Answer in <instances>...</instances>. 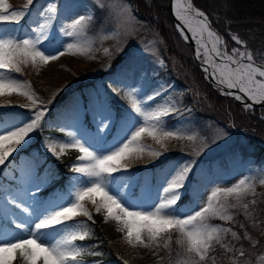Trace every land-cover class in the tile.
Masks as SVG:
<instances>
[{
  "label": "snow or ice",
  "instance_id": "1",
  "mask_svg": "<svg viewBox=\"0 0 264 264\" xmlns=\"http://www.w3.org/2000/svg\"><path fill=\"white\" fill-rule=\"evenodd\" d=\"M33 2L27 0L24 10L16 11L7 0H0V27L4 24L19 25ZM89 3L91 9L82 5L81 0H63L62 4L50 0L45 9L37 13L34 26L30 27L32 35L21 37L14 31L0 33V96L15 93L26 97L30 105L25 107L32 110L25 122H20L14 114L0 112V173L13 163L9 157L17 148L26 145L34 132L43 130L42 122L49 114L47 105L32 90L30 82L15 78L12 73H22L23 67L28 65H47L66 53L87 55L94 43L88 33L96 28L101 29L102 40H116L118 44L122 38L132 35L129 28L131 12L123 0H112L111 3L108 0H89ZM61 7L69 13L70 22L61 25L57 31L55 24ZM97 11L103 13L100 20L95 14ZM175 18L183 26L181 35L183 28L191 33L197 46V58L203 57L202 63L212 69L216 83L228 90L226 95H233L232 90H236L252 101V105L246 107L264 104V65H257L251 50L233 48L229 55L223 47L222 37L211 29L207 15L195 9L190 0L187 3L177 0ZM105 24L112 26L109 31L103 30ZM61 36L70 38L71 42L62 40ZM232 40L241 47L245 45L236 35ZM46 42L47 49L43 47ZM103 52L110 55L108 47H104ZM159 63L163 65V61ZM148 86L146 74L138 75L135 71L131 75L124 72L109 84L112 93L123 91L122 99L129 102L127 114L121 117L119 130L111 138L115 117L105 99L107 93L97 92L89 96L87 110L91 111L95 125L91 133L84 128L86 110L82 101H78L58 122L57 127L68 139L46 138V152L56 159L66 149H75L79 153L78 162L69 166L74 175L67 190L47 201L39 199L38 194L47 180L39 183L32 180L35 173L32 163L21 170L14 187L0 185V217L6 221L11 217V226L16 230L0 231V264H14L17 259L22 264H83L86 247L78 241H85L89 233L85 230L86 225L76 221L75 217L86 216L92 220L84 206L86 199L91 201L98 214L102 209L106 212V221L122 225L118 231L125 233L129 245L156 250L161 247L163 239L162 246L171 255L174 242L170 234L175 232L178 234L175 243L184 249L183 264H214L219 254L217 246L225 256L238 255L239 260L234 259L232 264H244L249 253L242 245L232 243L241 237L236 231L211 221H233L230 210L235 208H243L245 216L250 217V208L256 205L255 200L247 202L250 194L255 195V184L250 177L241 178L231 186L215 187L206 199L198 198L200 202L196 210L183 212L177 205L188 191V178L196 163L195 160H187L164 174L155 188L154 199L149 178H145L148 196L145 199L132 198L131 189L138 178L127 162L143 157L146 146L141 140L144 137H150L165 152L166 141H197V134L193 132L166 126V119L180 109L167 102L154 104L153 101L166 89L158 88L146 94ZM234 98L241 100L242 97L235 95ZM184 111L190 112L191 109L185 108ZM208 146V142L201 138L194 148L195 154L200 155ZM147 151L153 159L164 154L154 149ZM259 183L264 185V178L259 179ZM97 196L100 197L99 202ZM229 234L231 240L228 239ZM244 236L252 242L254 251L256 242L247 231ZM260 264H264V255L260 256Z\"/></svg>",
  "mask_w": 264,
  "mask_h": 264
},
{
  "label": "rangeland",
  "instance_id": "2",
  "mask_svg": "<svg viewBox=\"0 0 264 264\" xmlns=\"http://www.w3.org/2000/svg\"><path fill=\"white\" fill-rule=\"evenodd\" d=\"M239 1L246 2L249 4L248 6L251 5L253 8L257 6L254 0ZM7 2L11 4L12 10L22 11L27 0H7ZM49 2L50 0H34L33 5L30 6L28 15L20 21L19 25L4 24L3 27H0V33L14 31L16 35L21 37L32 35L30 27L34 26V22L37 20V13L45 9ZM56 2L62 4L63 0H56ZM108 2L111 3L112 0H108ZM123 3L131 12L129 28L132 31V35L122 38L119 44L116 40H102L101 29L96 28L94 31L88 33L89 38L94 41L92 51L87 55L77 54L75 56L66 53L59 58L62 61L54 64L53 71L55 72L49 79L47 77V70L40 72L37 76H33L37 70H35L36 66L32 65L23 67L22 73H12L13 77L30 82L32 90L47 105L52 117L50 118L47 115L45 121L42 122L43 130L34 132L31 140L26 145L19 146L17 151L9 157V160H12L13 163L8 164L4 168L3 173H0V185L4 188L14 187L16 180L21 175V170L26 168L29 163H32L35 165V173L32 176V180L37 183L47 180L43 189L50 186L54 177L48 171H39L36 158L40 157L41 160L47 158L56 163L66 160L71 161L70 165H72L78 162L79 156L78 151L75 149H66L64 153L60 154L59 159L46 152L44 143L46 138L68 139L66 134L61 132L59 127H57L58 122L63 120L60 115L58 116V113L63 112L66 116L76 106L78 101H82L83 107L86 110L83 117L84 128L87 132L91 133L94 131L95 125L93 124L91 111L87 110L89 96L90 94L95 95L97 92L107 93L105 99L108 101L112 114L115 117L112 133L109 137L111 138V135H115L118 132L121 117L127 114L129 102L126 98L122 99L123 91L119 94L112 93L109 84L124 72H128L129 75L133 71L138 75L146 74L149 82L146 94L158 88L166 89L163 95L157 97L153 103L165 104L167 102L180 109L179 112L173 113L172 116L166 119V126L169 128L179 127L193 132L197 134V141H189L187 139L166 141L167 151L165 152L150 137H144L141 140V143L146 146L143 157L127 162L129 169L138 178L131 189L130 194L132 198L145 199L148 196L145 178H149L151 196L154 199L155 188L159 185L164 174L173 169L174 166L187 160H195L196 163L188 178L190 183L188 191L185 194L188 195V199L186 202L177 205L183 212L196 210L200 202L198 198L203 197L206 199V196L210 195L215 187L231 186L241 178L250 177L255 184V195L250 194L247 197V202L256 201L255 207L250 208V217L245 216L243 208H235L230 210L234 217L233 221L213 220L211 223L230 228L237 232L241 239L232 241V243L242 245L246 252L249 253L244 264H260V256L264 255V250L259 253L255 250L253 251L252 242L245 238L244 234L247 231L252 241L257 243L258 237L264 233V185L259 183V179L264 178V166L256 167L254 165L253 158L248 153L250 150L246 148V138L244 135L237 134L236 130L229 132L206 119L199 121L196 118V112L193 110L192 102H195V100L191 102L185 100L187 96L190 98L192 96L193 99L200 96V89L191 74L194 73V68L192 67L201 65L202 59L197 61L193 51L192 54L185 56L184 72L187 77L186 80H180L177 75L176 61L171 59V64H168L159 53L160 45L157 42V33L137 20L128 2L123 0ZM81 4L91 9L89 0H81ZM98 12L101 14L100 18H98L100 20L103 18V13ZM244 21L255 24L258 22L246 17H244ZM69 22V13L61 7L59 19L55 24L57 31H60L61 25H66ZM111 27V25L105 24L103 30L109 31ZM60 38L71 42L68 37L61 36ZM43 47L47 49L48 43L46 42ZM104 47L110 49V55L104 54ZM224 47L229 53H232L231 50L233 48L245 50L244 47L236 44L231 50H227L225 41ZM187 59H193L194 62L191 63L192 67L188 65ZM159 61H163V65ZM52 62L54 63V61H51L48 64L52 65ZM115 63L116 65L111 69ZM59 72L61 73L58 74ZM72 83L74 84L69 88L70 91H67L61 100H57V95ZM78 84L83 85L80 90L74 88ZM0 98V101L4 102V106L0 108V112L14 114L20 122H25L29 119L32 110L30 107H25V105H30V101L26 97L13 93L11 95L0 96ZM185 108H189L191 111H184ZM244 109L247 110L246 108ZM221 133H223L222 136L220 135ZM201 138L206 140L209 146L200 155H196L194 148L199 144ZM213 140H215V143H212ZM147 149L161 151L164 154L159 159H153L148 155ZM160 163H163L161 167L159 166ZM69 172L71 176L62 188L56 189L51 195L48 194L46 197H40L42 189L38 194V198L42 201H47L62 191L67 190L72 183L71 178L74 175L70 170ZM13 177L16 179L14 180ZM99 199L100 197L97 196V202H99ZM84 206L91 216L96 215L100 219V225L109 247L123 264H169V261H171V264H183L184 249L175 243L178 237L177 233L172 232L170 234L174 242L172 244L171 255L168 250L163 248V239L160 242L161 247L156 250L144 248L143 246L134 247L128 244L125 233L118 231V228L122 227V225H118L115 221L105 220L106 212L103 209L98 214L95 206L87 199L84 201ZM11 219L9 217L6 221L0 217V231L7 232L4 222L10 223ZM240 225H244V227ZM228 239L231 240L230 234L228 235ZM216 250L219 254L216 256L214 264H232L234 259L239 260L238 255L235 257L225 256L219 246H217ZM101 264L117 263L110 261Z\"/></svg>",
  "mask_w": 264,
  "mask_h": 264
},
{
  "label": "trees",
  "instance_id": "3",
  "mask_svg": "<svg viewBox=\"0 0 264 264\" xmlns=\"http://www.w3.org/2000/svg\"><path fill=\"white\" fill-rule=\"evenodd\" d=\"M125 1L131 5L137 20L157 33L156 38L160 45V55L168 64H171V59L175 60L178 78L186 80L184 57L192 54V50L176 33L172 24V17L167 10V0ZM190 1L194 8L203 11L207 15L212 28L224 39L227 50H231L236 44L232 40V36L236 35L245 42L244 49L253 52L255 61L264 64V0H254V3H257L256 8L239 0ZM95 14L98 20L101 14L98 11ZM244 17L258 22L256 24L245 22ZM187 62L192 67L193 59H187ZM115 65L116 63L111 69ZM192 68H194V73L191 76L200 89H198L200 96L195 99L192 96L191 98L187 96L185 100L190 102L195 100L192 104L193 110L196 112V118L199 121L209 120L229 132L236 130L237 134L244 135L246 148L250 150L248 153L253 158L254 165L256 167L264 166V111L259 109L245 110L231 98L217 94L204 81L205 79H203L198 66ZM73 84L64 88L57 95V100H61L63 95L70 91L69 88ZM82 86L78 84L74 88L80 90ZM48 116L51 118L52 114L49 113ZM36 159L40 171H48L54 177L51 185L40 193V197H45L48 194H53L56 189L62 188L70 178L69 166L71 161L62 160L56 163L47 158L41 160L40 157H37ZM187 199L188 195H184L179 204L186 202ZM75 220L85 224V230L89 233L85 241H78L86 247V254L82 257L83 264H101L110 261L123 264L109 247L100 225V219L96 215H92V220H89L88 217H76ZM5 224L7 232L16 231L11 223ZM256 245V252L259 253L264 250V233L258 237ZM89 253H98V255H89ZM14 264H22V261L17 259Z\"/></svg>",
  "mask_w": 264,
  "mask_h": 264
},
{
  "label": "bare ground",
  "instance_id": "4",
  "mask_svg": "<svg viewBox=\"0 0 264 264\" xmlns=\"http://www.w3.org/2000/svg\"><path fill=\"white\" fill-rule=\"evenodd\" d=\"M187 2H189V0H179V3H187ZM171 5H172V9H173V11L174 12H176V5H177V0H172V3H171ZM174 24H175V27H176V29H177V32L180 34V36L192 47V50H193V52L195 53V57H196V59H197V61H200L201 59H203V57L201 56V58L200 59H198L197 58V56H196V44H195V41L193 40V38H192V36H191V33H189L188 32V30H187V28H183V35H181V31H180V29L183 27L182 25H180V22L175 18V16H174ZM212 29V28H211ZM213 30V29H212ZM214 31V30H213ZM185 37H187V39H185ZM210 46V45H209ZM223 47H224V45H223ZM225 48V47H224ZM228 54L229 55H231L232 53H229L228 52ZM59 61H62L61 59L59 60H56V61H54V63L52 64V65H49V64H47V65H40L39 67H35V70H37L34 74H33V76H37L38 74H40V72H43V71H45V70H47V77H48V79L51 77V76H53V73L55 72V71H53L54 70V67H55V65L54 64H56V63H58ZM220 61L219 60H217V63H219ZM61 72H59L58 74H60ZM207 75L213 80V81H215V84H216V87H217V89L219 90V88H220V86H222V85H218L217 83H216V79H215V77L213 76V74H212V69L210 68V67H208V71H207ZM223 87V86H222ZM226 89V88H225ZM232 92H233V94L234 95H240L242 98H245V99H247L246 97H244V95L242 94V93H239V92H237L236 90H232ZM1 99V98H0ZM3 99H6V98H3ZM4 106V102L3 101H0V108H2ZM60 115V117L61 118H64L65 117V115H64V113L63 112H61V113H58V116ZM159 166L161 167V164H159Z\"/></svg>",
  "mask_w": 264,
  "mask_h": 264
},
{
  "label": "water",
  "instance_id": "5",
  "mask_svg": "<svg viewBox=\"0 0 264 264\" xmlns=\"http://www.w3.org/2000/svg\"><path fill=\"white\" fill-rule=\"evenodd\" d=\"M172 0H167V10H168V13L169 15L172 17V19L174 18L175 16V12L173 11L172 9ZM173 24H174V19H173ZM211 26V25H210ZM174 27H175V24H174ZM212 28V27H211ZM213 29V28H212ZM175 30L177 32V29L175 27ZM215 31V30H214ZM217 34L218 32L215 31ZM178 33V32H177ZM178 35L180 36V34L178 33ZM219 35V34H218ZM221 37V35H219ZM181 37V36H180ZM181 39L187 44V46H189L191 49L192 47L181 37ZM223 39V38H222ZM193 51V50H192ZM257 65H260L257 63ZM199 69L201 70L202 72V75L204 77V79L206 80L207 83H209V85L219 94V95H222V96H225V97H229L231 98L233 101H235L236 103H238L239 105H241L243 108H246V109H262L264 110V104H255L251 107H246V105H252V101L248 100V99H245V98H241V100H236L234 98V94L233 95H226L225 93L228 91L227 89H225L224 87L220 86L219 90L217 89L216 87V84H215V81H213L208 75H207V71H205V68L208 67L207 65H204L203 63L201 65H198Z\"/></svg>",
  "mask_w": 264,
  "mask_h": 264
}]
</instances>
